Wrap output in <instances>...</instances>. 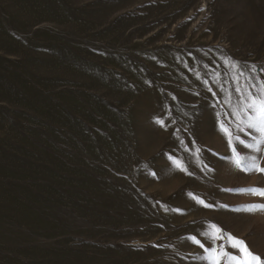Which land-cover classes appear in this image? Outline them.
Segmentation results:
<instances>
[{"label": "rangeland", "instance_id": "374dc122", "mask_svg": "<svg viewBox=\"0 0 264 264\" xmlns=\"http://www.w3.org/2000/svg\"><path fill=\"white\" fill-rule=\"evenodd\" d=\"M253 97L264 0H0V264H264Z\"/></svg>", "mask_w": 264, "mask_h": 264}, {"label": "snow or ice", "instance_id": "6c2138e0", "mask_svg": "<svg viewBox=\"0 0 264 264\" xmlns=\"http://www.w3.org/2000/svg\"><path fill=\"white\" fill-rule=\"evenodd\" d=\"M254 87V86H253ZM239 91V89H237ZM253 109L257 110L259 113V120H249L247 123L250 127H256L257 124L260 125V131L264 132V99L257 100V98L253 97L251 99V102L247 105V110L252 111ZM239 113H237V117H239ZM158 123L163 124L164 121H158ZM221 130L228 138L229 144L231 145L233 143V133L225 127L223 124L221 125ZM236 141H240V137H235ZM248 147H253V145H248ZM262 149H264V142H262ZM197 152L200 151V149H196ZM235 151V150H234ZM177 166H179V162L177 161ZM234 163L239 167L241 165V160L239 158H235ZM244 171H258L260 173H264V167H260L256 160L250 159L248 157H244ZM235 191L245 192V193H254L258 194L261 197H264V189H257V188H244V189H237ZM200 203H204L203 201H200ZM208 207H211L210 205H206ZM244 209L253 212V211H264V204H256V205H245ZM213 232L210 234V238L222 239L223 236L218 235L223 230L220 229L218 226L213 225ZM229 242L231 243L232 247L236 248L238 250L237 255H231L223 250H221L219 253L215 249H210L208 252V255L206 256V259L212 261V264H220L221 257H224L226 260L229 261H236L237 264H261V258L258 255H255L251 252V250L248 248L245 241L233 237L231 234H228ZM199 243V241H196ZM240 256H243V259H240Z\"/></svg>", "mask_w": 264, "mask_h": 264}]
</instances>
